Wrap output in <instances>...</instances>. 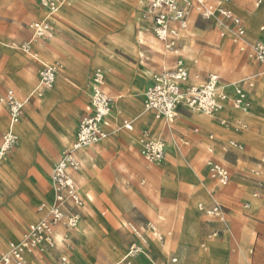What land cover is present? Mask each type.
<instances>
[{"label": "rangeland", "instance_id": "rangeland-1", "mask_svg": "<svg viewBox=\"0 0 264 264\" xmlns=\"http://www.w3.org/2000/svg\"><path fill=\"white\" fill-rule=\"evenodd\" d=\"M95 1L97 4L113 6L117 13L108 14V17L97 9L85 14L77 10L79 0H67L58 16L54 18L52 41H37L35 48L37 49L38 42L51 44L67 51L68 55L59 54L43 61L39 49V54L31 55L22 50V44L31 37L30 24L44 16L40 15L36 0H2L3 4L0 3V122L4 128L0 129V144L10 122L9 112L3 100L6 93L13 90L17 98L25 104L21 120L16 125L20 149L14 156L0 161V166H3V162L7 165L17 161L25 163L17 172L11 173L7 185L6 180L0 178V212L4 211L1 219L15 229L0 245V264L2 253L9 242L20 239L23 230L36 217V206L41 202L54 201L53 192L48 188L52 165L65 151L72 148L75 141L76 116L86 104L88 83L94 80V72L100 69L105 74L106 92L112 99L114 115L127 119L140 129L144 124L142 122L137 125L136 122H140L136 120L138 113L131 110L129 99L125 97L118 100L121 89H108L113 87L111 78L127 84L132 98L139 99L143 106V88L152 82V79L171 70L180 57L189 66L190 80L193 73L199 77L198 82L193 80L194 84L200 85L208 77L218 75L225 83L235 84L249 92L248 110L237 111L229 106L224 110L225 115L235 116L242 121H234L229 125L233 129L229 133H223L213 118L186 108L179 109L177 112L184 116L175 117L172 122L175 127L173 131L164 127L159 133L152 132L151 135L154 140L158 141L160 138L165 146H169L161 164L147 161L133 144H128L121 136L112 135L109 140L98 143L95 146L99 148L101 156L95 157L90 165L79 159L80 168L74 171V180L79 187L83 204L79 207H69L66 213L80 215L78 226L68 228L57 225L56 247L35 250L29 254L36 259L37 264H74L76 260L73 255L79 258V264H120L127 248L136 240L132 231L134 226L141 230L144 239L150 242L149 246L152 244L151 248L146 250L148 258L138 257L139 264H229L230 259L232 264V256L240 254L245 255L246 264H264V185L260 197L257 198L260 204L256 213L249 214L250 208H246V202L249 203L250 200L253 207L259 202L251 198L258 192L257 177L251 174V169L258 168L264 179V166L259 165V160L264 159V65L249 57L255 42L264 36L261 31L264 27V0L261 6H258L259 0H232L228 4L247 27L248 52L245 53L240 51L239 45L233 43L232 34L218 26L216 20H206L195 12H191L188 27L180 31L175 52L167 49L166 43L148 33L150 26L143 19L145 6L140 4L146 0ZM214 1L218 3V0ZM99 22L108 24L105 26ZM63 25L70 31L60 34L66 44L57 35ZM128 26H131V51L117 44L118 36L126 32ZM172 26L176 27L177 24L172 23ZM222 29L226 33L225 37L221 36ZM24 57L29 58V61L23 63ZM100 58L111 59V68L96 65L101 61ZM47 62L62 64L67 71H61L56 86L46 91L55 92L57 101L53 106L46 105L43 112L38 106H41L44 99L38 101L36 106L37 96H32L29 105V96L34 92L42 64ZM121 66L132 75L128 76ZM21 71L33 76L25 78L30 86L28 94L20 92L11 82L15 74L20 78L23 76ZM137 79L140 81L138 87L132 85ZM250 84H253L252 88ZM118 103L126 104L122 109L123 114L117 106ZM142 106L139 107L145 111L144 114H152ZM196 116L204 119V122H197L199 119ZM30 117H33L32 126L27 134L23 128ZM245 117L248 119H244ZM194 118L198 124L212 130H203L195 125ZM158 120L167 122L166 118ZM247 123L253 126V132H244ZM195 127L200 128L199 133L195 132ZM70 128L73 132L69 145L60 147L56 137ZM144 129L149 134V130ZM211 131L218 140L215 149L216 156L220 158L226 146V135L240 138L247 146L242 154L235 153L228 157L229 163L223 160L233 175L230 184L220 187L222 195L217 200L227 213L226 221L220 223L210 221L208 217L199 218L195 215L197 204L191 207L190 214L197 222L199 230V248L204 250L197 251L192 256V248L197 246L198 242L193 240L192 235L184 236L180 241V229L186 218V209L190 206L188 193L194 189L200 190L201 181L210 184L207 181L205 164L212 147L209 140ZM194 145L201 153L199 163L194 166L197 178L195 184L185 185L173 168L187 171L182 153L188 156ZM143 168L159 171L163 177L174 181L175 185L165 187L160 179H157L160 183L153 181ZM89 174L101 178V182L97 183L92 191L93 196H87L83 189L88 178H91ZM132 187L136 190L154 191L155 194L161 195L166 203L156 208L155 215L150 217L136 203L138 200L134 199L128 212L118 214V209L120 212L124 211L129 205L122 190ZM33 192H38L39 196L33 197ZM154 200L158 202L159 198L154 197ZM211 202L213 201L204 203ZM26 211L29 215H26ZM237 216L241 217L240 222L237 221ZM149 223L159 224L160 232L164 235L163 241L152 238V232L147 229ZM245 228L252 232L247 243L241 238ZM1 230L3 231L2 227L0 233ZM169 231L173 232L171 237L166 236ZM251 248L256 249L254 255H250ZM183 250L185 254L182 256V262L180 254ZM153 252L163 254L156 255ZM173 258H178V263H172ZM26 261L27 264H33L27 257Z\"/></svg>", "mask_w": 264, "mask_h": 264}, {"label": "built area", "instance_id": "built-area-1", "mask_svg": "<svg viewBox=\"0 0 264 264\" xmlns=\"http://www.w3.org/2000/svg\"><path fill=\"white\" fill-rule=\"evenodd\" d=\"M66 1L37 0L44 17L29 26L33 34L30 40L22 44V50L25 53L33 54L37 41L52 37L54 18ZM231 1L218 0L216 3L214 0H147L143 19L150 26L148 33L166 43L167 49L175 51L180 31L188 27L191 12H195L206 20L212 22L216 20L218 26L232 34L233 43L239 45L240 51L245 53L248 52L246 47L247 27L245 22L228 6ZM262 3L263 0H259L258 6H261ZM172 23H176L177 26L173 27ZM223 29L221 36L225 37L226 33ZM261 31L264 32V27L261 28ZM249 57L264 65V39L255 42L249 52ZM63 69L64 66L57 62L43 63L39 72L36 92L54 88L58 75ZM93 81L95 87L80 116L76 141L70 150L61 155L52 173L54 201L38 206V211L45 213L46 217L29 226L19 242L10 243L8 251L1 258V264H27V254L35 250L56 247L55 228L57 225L76 228L80 222V215L77 213L67 214L66 210L71 206L79 207L83 204L79 187L72 175V172L78 171L80 168L78 153L108 139L114 132H133L135 130L134 124L125 120L112 131L113 104L105 90V74L102 70L98 69L94 72ZM250 86L252 87L253 84ZM32 96H36V94L34 93ZM144 96L145 110L153 112L158 119H171L181 108L207 117H217L228 105L245 111L248 109L249 95L247 91L234 84H226L218 75L208 77L200 85L191 84L189 66L180 57L171 70L157 77L147 87ZM3 100L10 116V129L0 144V161L10 156L19 147V137L12 127L20 122L24 107V103L17 98L13 90H9ZM220 124L225 128H230V122L227 120H221ZM211 139L214 140V136H211ZM137 147L142 156L150 163L161 164L166 157L165 144L161 141H152L146 131L137 140ZM228 148L244 150V146L236 141H230ZM259 165L264 166V160ZM207 166L213 181L222 186L231 182V173L227 167L214 160L209 161ZM252 173L258 178V192L254 194L258 198L264 185L260 179L262 172L257 169ZM248 207L249 203L246 204V208ZM196 213L198 216L206 215L221 222H225L227 217L225 209L218 204L213 208H207L204 204H200ZM147 229L152 232V238L164 240L157 225L149 223ZM132 231L137 241L130 246L124 256L123 261L127 264L132 258L142 254L145 251L144 246L148 243L141 230L132 226ZM63 261L66 262V260ZM173 262H177V259H174Z\"/></svg>", "mask_w": 264, "mask_h": 264}, {"label": "crops", "instance_id": "crops-1", "mask_svg": "<svg viewBox=\"0 0 264 264\" xmlns=\"http://www.w3.org/2000/svg\"><path fill=\"white\" fill-rule=\"evenodd\" d=\"M147 1V0H146ZM146 1H143V2H141L140 4L141 5H144L145 6V3H146ZM36 2H37V0H36ZM91 2L92 3H96L97 1H95V0H91ZM98 3V2H97ZM230 3V2H229ZM228 3V4H229ZM99 5H101V4H99ZM37 6H38V9H39V13H40V15H42L43 13H42V11L40 10V8H39V5H38V2H37ZM229 6V5H228ZM101 7H103L104 9H108V10H111V11H113L114 13H117L116 12V9L113 7V6H107V5H101ZM144 9H145V7H144ZM143 9V10H144ZM62 10V9H61ZM60 10V11H61ZM77 10L78 11H81L80 10V8H78L77 7ZM98 12H100V13H102V14H105L106 16H108V17H110L107 13H105L104 11H102V10H98ZM60 13V12H59ZM58 13V14H59ZM58 14H57V16H58ZM44 15V14H43ZM116 15V14H115ZM56 16V17H57ZM44 17V16H43ZM43 17L42 18H39V19H37V20H41V19H43ZM112 18H114V17H112ZM37 20H35V21H37ZM35 21H33V22H35ZM32 22V23H33ZM31 23V24H32ZM99 23H102V22H99ZM30 24V25H31ZM103 25H107L108 23L107 22H105V23H102ZM54 25V24H53ZM30 29V28H29ZM60 30H62L63 32H61ZM100 30H102V28H100ZM30 31H31V37L28 39V40H30L31 38H32V30L30 29ZM62 33H70V31L63 25L59 30H58V37L64 42L65 40L63 39V37L60 35V34H62ZM263 35H264V32L262 33ZM260 39H264V36H262V38H259L258 40H260ZM28 40H26V41H28ZM45 40H47L48 42H51L52 41V38H48V39H42V40H40V41H45ZM257 40V41H258ZM25 41V42H26ZM65 43V42H64ZM66 44V43H65ZM134 44H135V37H134ZM36 47V44H35V46H34V54H39V51L35 48ZM130 51H131V49H129ZM89 51V50H88ZM184 60V59H183ZM27 61H29V58H26V57H24V59H23V63H25V62H27ZM184 62H185V60H184ZM47 63H52V62H47ZM186 64H187V62H185ZM67 71V68L66 67H64V69H63V72H66ZM21 73L23 74V76L21 77L23 80H25V78L26 77H30V76H32L30 73H25V72H23V71H21ZM61 73V72H60ZM148 73H150V72H148ZM194 74V73H193ZM60 75V74H59ZM59 75H58V77H59ZM132 75V73L129 75V76H131ZM82 77H84V71H83V73H82ZM32 78H33V76H32ZM38 80H39V76H38ZM38 80H37V84H38ZM57 80H58V78H57ZM138 80V79H137ZM136 80V81H137ZM154 79H152V81H153ZM193 80H197V81H199V77L198 78H195V76H193L192 75V78H191V80H190V83L191 84H194L193 83ZM112 83H113V87L111 86V87H108V89H112V90H114V91H116L117 89H120L119 87H117L116 85H115V83L113 82V80L111 79L110 80ZM136 81L134 82V83H132V85L134 86V84L136 83ZM34 82V81H33ZM93 80H91L89 83H88V88H87V91H88V98H87V101H86V104H85V106L87 105V103L89 102V100H90V97H91V94H92V91H93ZM151 83H153V82H150L149 84H147L144 88H143V91H142V98H143V106H142V104H141V102H140V100L138 99V100H134L133 98H132V96L130 95V92H129V90H130V88H128V90H127V94H128V99H129V101H131V105H133V107H134V112H136V113H138V117H137V119L136 120H143L144 122H143V124H144V126H142L140 129H137L136 128V125L134 124V128H135V130L133 131V132H127V131H121V132H114V133H112L111 134V136L112 135H117V136H121L123 139H125L127 142H128V144H133V147L135 148V149H137V150H139L138 149V147H137V140L140 138V136H141V134L144 132V131H146L144 128H146V129H148L149 130V137H150V139L152 140V141H154V142H159L160 140V138L158 139V141L157 140H154L153 138H152V132H153V134H157V133H159V131L162 129V128H164L165 127V129H166V127H168L169 129H170V131H173L174 130V126L172 125V122H174L175 121V117L176 116H181V118H183V116L184 115H182V114H180V113H177L176 114V116L173 118V119H167V122H165V123H161V124H156V120H158V118L156 117V115L153 113V112H151L152 114L150 115V114H144V110H141L140 109V107L139 106H142V107H144V102H145V96H144V94H145V90L147 89V87L151 84ZM37 84L34 86L35 87V89H34V92L33 93H31L30 94V96H29V105H30V97L35 93V91H36V86H37ZM56 84H57V82H56ZM227 84V83H226ZM194 85H197V84H194ZM235 85V84H234ZM56 86V85H55ZM253 87V86H252ZM251 86H250V88H252ZM105 90H106V85H105ZM25 93H29V89H26L25 90ZM249 93V92H248ZM250 94L252 95V92H250ZM44 99V101L42 102V104H41V106H38V101H41V100H43ZM57 101V94L55 93V92H46V93H43L42 95H41V97H38L37 96V104H36V106H38V107H40V108H42V110H43V112H44V110H45V107H46V105H52L53 106V104L55 103ZM139 104V105H138ZM25 105V104H24ZM85 106L82 108V110H80L79 112H78V114H77V116H76V120H75V124H76V130H75V141H76V135H77V130H78V123H79V119H80V116H81V114H82V112H83V110H84V108H85ZM230 108H232V109H234V110H240V111H243V110H241V109H237V108H234V107H232L231 105H228ZM227 106V107H228ZM226 107V108H227ZM145 109V108H144ZM225 110V109H224ZM224 110H223V112L221 113V114H219L217 117H211V118H213L214 120H215V122L217 123V125H219V127H220V129L223 131V133H229L230 131H231V129H233L231 126H230V128H225V127H223V126H221V124H220V122H221V120H227V121H229L230 122V124H232L234 121H242V119H236V117L235 116H227V115H225L224 114ZM190 111V110H189ZM31 112V111H30ZM192 112V111H191ZM32 113V112H31ZM195 113V112H194ZM205 117H207V116H205ZM244 119H248V117H245ZM33 120V119H32ZM31 120V121H32ZM125 120H127V119H123V118H120V117H118V116H115L114 115V109H113V115H112V131L117 127V126H119V125H121L122 123H123V121H125ZM193 123L195 124V125H197V126H199V127H201L203 130H212V129H210V128H208V127H206V126H204V125H200V124H198L196 121H195V118L193 119ZM16 127V126H15ZM0 129H4L3 127H0ZM10 129V122H9V124H8V126H7V131L6 132H8V130ZM235 130H237V129H235ZM14 131H15V133L17 134V136H18V133H17V130L14 128ZM111 131V132H112ZM199 131H200V128H198V127H195V132L196 133H199ZM264 131V130H263ZM263 131H262V133H263ZM244 132H247V133H251V132H253V126H251L250 124H248L247 123V125H246V128H245V130H244ZM211 136H214V140L213 139H211ZM234 136L235 137H237L236 135H235V133H234ZM73 137H74V135H73ZM160 137V136H159ZM57 138V137H56ZM110 139V138H109ZM108 139V140H109ZM107 140V139H106ZM209 140L211 141V145H212V147L209 149V157H208V160H207V162H206V164H205V166H206V174H207V181L208 182H210V184L209 185H207L206 184V182L205 181H201L200 183H199V189L200 190H192V191H190L189 193H188V198H189V201H190V206L186 209V218H185V220L183 221V223H182V227H181V229H180V241H181V238L182 237H184V236H188V235H192V238H193V240L194 241H197L198 242V244H197V246H193V253H192V256H194L195 254H196V252L197 251H204V250H201L200 248H199V236H198V225H197V222L193 219V217L191 216V214H190V211H191V207L193 206V205H195V204H197V207H196V209H195V215L196 216H198L197 215V209H198V206L200 205V204H204L207 208H213L214 206H216L217 204L218 205H220L218 202H217V200L221 197V195H222V190L220 189V187H222V185H220V184H218L217 182H215V181H213L212 179H211V177H210V174H209V169H208V166H207V163L209 162V161H211V160H214V161H216V162H219V163H221L222 165H224L225 167H227L225 164H224V162H223V160H225V162H227V163H229V159H228V157H230V156H232L233 154H242L243 152H244V150H245V148H246V146H247V143L245 142V141H243V140H241L240 138H232V137H230V136H224V142L226 143V146L223 148V151H224V153L222 154V158H220V157H218V156H216L217 155V151H216V149H215V146H217V143H218V140H217V138H216V136H215V134H214V132L213 131H211V133H210V135H209ZM57 141H58V143H59V145H60V147H66L65 145H63L61 142H60V140L57 138ZM74 141V142H75ZM105 141V140H104ZM103 141V142H104ZM230 141H236V142H238V143H241L243 146H244V150H238V149H234V148H228L229 147V142ZM161 142H163V141H161ZM90 148H92V149H94V150H97V151H99V148H97L96 146H93V147H90ZM90 148H88V149H85V151L87 152V151H89V149ZM20 149V144H19V147L17 148V150H15L14 151V153L15 152H17L18 150ZM168 149H169V146H166V155H167V153H168ZM82 151V150H81ZM80 151V152H81ZM80 152L78 153V158L80 159ZM140 152V151H139ZM14 153H12L9 157H12V156H14ZM189 155L188 156H186V154L185 153H182V156H183V158H185V163H186V167H187V171H179V169H176V168H173V171L177 174V176L179 177V179L180 180H182L183 182H185V185L187 184V183H193V184H195V182H196V178H197V175H196V172H195V168H194V166H195V164H197V163H199V160H200V158H201V153H200V150H199V148L196 146V145H194L190 150H189ZM94 157H95V155H93ZM59 160H60V158L52 165V169H51V173H50V177H49V182H48V188L49 189H51V191L53 192V200H54V191H53V188H52V182H51V177H52V173H53V170H54V168H55V166L57 165V163L59 162ZM81 160V159H80ZM264 159H260L259 160V162H261V161H263ZM10 164V163H9ZM1 165H7V164H4V162L3 163H1ZM23 166V165H22ZM21 166V167H22ZM20 167V166H19ZM199 167L201 168V166L199 165ZM228 168V167H227ZM229 169V168H228ZM258 168H253V169H251V174L252 175H254L253 173H252V171L253 170H257ZM18 170V169H17ZM17 170H14L13 168H8V169H1V171H2V174L6 177V185L10 182V180H9V176L11 175V173H15V172H17ZM143 171L145 172V173H147L152 179H153V181H155V182H157V183H162V185H164L165 187H169L170 185H175V183H174V181H172V180H169V179H167V178H165V177H163L161 174H160V172L159 171H157V170H153V169H144L143 168ZM229 171H230V173H231V170L229 169ZM72 175H73V177H74V172H72ZM90 175V174H89ZM91 176V178H88V181H87V183L85 184V186H84V191H85V193L87 194V196L88 195H92L93 196V194H92V191H94V189H95V185L97 184V183H100L101 181V178H100V176H95V175H90ZM255 176V175H254ZM231 178H233V175H232V173H231ZM157 179H160V182L157 180ZM262 181H264V179L262 178V176H261V178H260ZM232 180V179H231ZM256 180H258V178H256ZM231 183V182H230ZM229 183V184H230ZM94 186V187H93ZM256 189H257V187H256ZM122 191H124V194H125V197H126V199L129 201V205H128V208H126L124 211H119V209L117 208V205H116V208H115V210H117L118 209V211H117V213L118 214H122V213H126V212H128V210H129V208L131 207V205H132V203H133V200L134 199H136V200H138L136 203L137 204H139V207L148 215V216H150V217H153L154 215H155V211H156V208H159V207H161L163 204H165L166 203V201L163 199V197L161 196V195H159V194H155V192L154 191H151V190H139V189H134L133 187L132 188H124ZM262 191V190H261ZM262 193V192H261ZM39 196V194H38V192H33V197H38ZM154 197H157V198H159V201L158 202H156L155 200H154ZM251 198H255V199H257L256 197H254V196H252ZM250 198V199H251ZM213 201V202H211L210 204H205L204 202H209V201ZM259 202H258V204H256V206L255 207H253V205H252V202H251V200L249 201V210H248V213L249 214H255L256 213V211H257V209H258V207H259V204H260V200L259 199H257ZM121 202V201H120ZM49 203H52L51 201H48V202H41V203H39L37 206H36V217L35 218H33L32 216H28V217H32L34 220L29 224V225H27L26 226V228L23 230V232H22V235H21V238H22V236L24 235V233L27 231V229L29 228V226H31L32 224H36V223H38V222H40L41 220H43L44 219V217H46V214L45 213H41V212H39L38 211V206H40L41 204H49ZM122 203V202H121ZM248 202H246V204H247ZM222 206V205H221ZM223 207V206H222ZM3 213H4V211H2ZM2 212H0V219L3 217V215H2ZM116 213V214H117ZM26 215H29V213L26 211ZM199 218H203V217H208V216H206V215H204V216H198ZM209 219H210V221H215V222H220V223H222L221 221H218V220H215V219H213V218H210V217H208ZM226 219H227V217H226ZM236 219H237V221H241L242 219H241V217L240 216H237L236 217ZM159 220L161 221L162 220V217H160L159 218ZM153 224H155V223H153ZM155 225H157V227L159 228V224H155ZM0 227H2V229H3V231L1 230V233H0V245L1 244H3V241L5 240V238L8 236V235H10V233L12 232V231H15V229H14V226H10L9 224H6L5 223V221H3V219H1L0 220ZM160 230V229H159ZM162 233V232H161ZM163 235V234H162ZM173 235V232L172 231H169V232H167V237H171ZM251 235H252V232H251V230L249 229V228H245V229H243V231H242V233H241V238L243 239V241L244 242H248L249 241V239L251 238ZM164 236V235H163ZM21 238L20 239H18V240H12V241H10L9 242V244H8V246H7V248L4 250V252L2 253V256H3V254H5L7 251H8V249H9V245H10V243H13V242H19L20 240H21ZM135 241H137V238H136V240H134V241H132V243L129 245V247L127 248V250H126V252L124 253V255L122 256V259H121V261L119 262L120 264H127L126 262H124L123 261V259H124V256L126 255V253L128 252V250H129V248H130V246L135 242ZM80 242V241H79ZM148 243H147V245H145L144 246V248H145V251L142 253V254H140V255H138L137 257H134V258H132L131 259V261H130V263L129 264H139V261H140V259L138 258V257H143L144 259H146V258H148V256L149 255H147V249H149V248H151V246H152V244H151V246H149L150 245V242L149 241H147ZM209 242V241H208ZM207 242V243H208ZM164 246H167V244L166 243H162ZM206 247V246H205ZM166 252H167V250H166ZM154 253V252H153ZM256 253V249L255 248H251L250 249V255H254ZM154 254H156V255H161V254H163V252H159V253H154ZM185 254V251L183 250L182 252H181V258H182V256ZM2 256H1V258H2ZM30 256V257H29ZM111 257V256H110ZM28 258L33 262V264H37V261H36V259L35 258H32V255H28L27 256V260H28ZM73 258L76 260V261H74V264H79L78 262H80L81 263V261L79 260V258L76 256V255H73ZM136 258H138V259H136ZM174 259H177V262H173V260ZM178 261H179V259L178 258H173L172 259V263H178ZM182 262H183V258H182ZM181 262V263H182ZM232 264H246V257H245V255L243 256L242 254H240V255H238V256H232Z\"/></svg>", "mask_w": 264, "mask_h": 264}, {"label": "bare ground", "instance_id": "bare-ground-1", "mask_svg": "<svg viewBox=\"0 0 264 264\" xmlns=\"http://www.w3.org/2000/svg\"><path fill=\"white\" fill-rule=\"evenodd\" d=\"M0 3L1 4H3L2 3V0L0 1ZM79 8H80V10L81 11H83L85 14H88V13H90L91 11H95V10H102V11H104L105 13H107V14H112L113 13V11H111V10H108V9H104L103 7H101V5H99V4H93L92 2H90V1H88V0H79ZM129 32H131V26H128L127 27V29H126V32H124V33H122V34H120L119 36H118V39H117V44H119L120 46H123V47H125V48H128V49H131L132 48V45H131V42H130V38H129ZM37 49H39V51L41 52V54L43 55L42 57H41V59H42V61L43 60H48L49 59V57H55V56H57V55H59V54H63V55H68V52L67 51H62L60 48H58V47H56L55 45H45V44H43V43H39L38 42V44H37ZM100 60L101 61H98L97 63H96V65H100V66H105V67H108V69H110L111 68V66L110 65H112V63H111V59H109V58H105L104 60L102 59V58H100ZM122 67V66H121ZM122 69L124 70V72L129 76L130 74H131V72L130 71H128V70H126L124 67H122ZM116 71V70H115ZM193 76H195V78H198V76L196 75V74H193ZM112 80H113V82L115 83V85L117 86V87H119L120 89H121V94L120 95H118V100H121V99H123V98H125V97H128V92H127V90H128V88H129V86L127 85V84H125V83H121L120 81L118 82L115 78H111ZM157 78H154V80L152 81V82H154L155 80H156ZM200 80V79H199ZM194 81H196V82H198L197 80H194ZM12 82V84L15 86V88L16 89H18L20 92H22V93H25V90L26 89H28V87H30L29 86V84L27 83V81L26 80H23V79H21L18 75H14L13 76V81H11ZM1 83V82H0ZM139 83H140V81H139V79L136 81V83L134 84V86H136V87H138V85H139ZM5 84V83H4ZM93 88L95 87V83H94V81H93ZM5 88H6V86H5ZM48 90V89H47ZM47 90H44V91H41V92H36L35 91V94H36V96H38V97H41V95L43 94V93H45ZM114 91V90H113ZM124 105H126V104H120V103H118L117 104V106H119V109H120V111H121V113L123 112L122 111V109H123V107H124ZM129 106L131 107V110H133L134 111V107H133V105H131V101H130V103H129ZM227 107V106H226ZM226 107H225V109H226ZM248 110V109H247ZM178 113V112H177ZM177 113H175L173 116H172V118L171 119H173L175 116H176V114ZM123 114V113H122ZM32 118L33 117H30L29 118V120H27V124H26V126H25V128H23L24 130H25V132H27V134H29V131H30V128H31V126H32ZM196 118H198L199 120H197ZM196 120H197V122L198 121H200L201 123H203L204 122V119H202V118H200L199 116H196ZM160 119V118H159ZM168 119V118H167ZM142 122H144L143 120L141 121L140 120V122H136L137 123V125L139 124V123H142ZM163 124V123H165V122H162L161 120H157L156 121V124ZM18 124V123H17ZM16 124V125H17ZM16 125H14L13 127H12V129H13V131H14V128L16 129ZM0 127H3V124L0 122ZM76 127V126H75ZM74 127V128H75ZM62 128V127H61ZM74 131H75V129H74ZM15 132V131H14ZM72 132H73V129H67V130H65L63 133H61L57 138L60 140V142L63 144V145H66V144H68L69 142H70V140H71V134H72ZM28 136V135H27ZM19 137V136H18ZM69 145V144H68ZM109 145V144H108ZM93 147V146H92ZM101 153L99 152V151H97V150H94V149H92V148H90L89 149V151H85V149H83L81 152H80V159H81V161L83 162V163H85V164H91V162L93 161V159L95 158V157H100L101 155H100ZM26 155H28V154H26ZM93 155H95V157L93 156ZM16 161V160H15ZM14 161V162H15ZM25 163L24 162H21V161H17V162H15V163H12V164H10V165H3V166H0V178H1V180H6V177L2 174V171H1V169H8V168H13L14 170H17L18 168H19V166H22V165H24ZM6 184V183H5ZM255 197V196H254ZM29 254H27V256H28ZM26 256V257H27ZM229 264H231V259L229 260Z\"/></svg>", "mask_w": 264, "mask_h": 264}]
</instances>
